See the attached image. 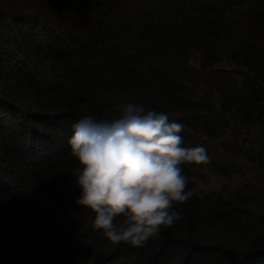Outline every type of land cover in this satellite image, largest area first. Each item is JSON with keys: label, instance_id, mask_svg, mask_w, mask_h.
I'll use <instances>...</instances> for the list:
<instances>
[{"label": "trees", "instance_id": "1", "mask_svg": "<svg viewBox=\"0 0 264 264\" xmlns=\"http://www.w3.org/2000/svg\"><path fill=\"white\" fill-rule=\"evenodd\" d=\"M129 102L209 157L181 165L182 219L142 246L75 204L66 143ZM0 264H264V0H0Z\"/></svg>", "mask_w": 264, "mask_h": 264}, {"label": "clouds", "instance_id": "2", "mask_svg": "<svg viewBox=\"0 0 264 264\" xmlns=\"http://www.w3.org/2000/svg\"><path fill=\"white\" fill-rule=\"evenodd\" d=\"M183 129L133 102L117 118L85 116L72 125L66 143L77 162L75 204L94 213V228L112 244L142 246L182 219L175 204L193 192L181 165L209 160L203 146H182Z\"/></svg>", "mask_w": 264, "mask_h": 264}, {"label": "rangeland", "instance_id": "3", "mask_svg": "<svg viewBox=\"0 0 264 264\" xmlns=\"http://www.w3.org/2000/svg\"><path fill=\"white\" fill-rule=\"evenodd\" d=\"M239 165H241V164H239ZM207 169H209V168H207ZM242 174L243 175L245 174L246 176L242 177L241 181L250 180L253 177L248 172H246V173L242 172ZM234 178L222 179L218 176H210L209 177V181H211L210 187L214 190H222L223 189L222 191H230L228 189L233 188L238 182V179L234 181ZM224 188H226V189H224Z\"/></svg>", "mask_w": 264, "mask_h": 264}, {"label": "bare ground", "instance_id": "4", "mask_svg": "<svg viewBox=\"0 0 264 264\" xmlns=\"http://www.w3.org/2000/svg\"><path fill=\"white\" fill-rule=\"evenodd\" d=\"M219 179V178H218ZM221 185V184H220ZM226 200V199H225Z\"/></svg>", "mask_w": 264, "mask_h": 264}]
</instances>
